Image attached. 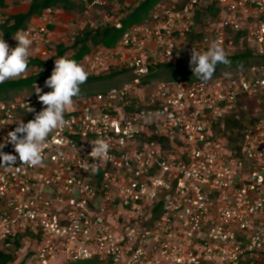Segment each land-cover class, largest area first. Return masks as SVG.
Instances as JSON below:
<instances>
[{"label":"built area","instance_id":"2783aa9c","mask_svg":"<svg viewBox=\"0 0 264 264\" xmlns=\"http://www.w3.org/2000/svg\"><path fill=\"white\" fill-rule=\"evenodd\" d=\"M82 2V15L101 4ZM58 13L22 31L33 41L29 61L57 56L49 25ZM100 26L121 29V15L80 22L70 41ZM213 42L228 57L263 59L264 0H165L116 47L86 55L90 77L116 69L130 80L75 99L41 166L0 168V251L19 240L25 264H264V64L207 83H144L180 56L191 69L192 48ZM46 70L29 68L22 77H34L32 91L0 101V143L42 109L34 84L52 90ZM97 138L110 145L106 161L88 155ZM2 151L16 155L11 144Z\"/></svg>","mask_w":264,"mask_h":264},{"label":"trees","instance_id":"16d2710c","mask_svg":"<svg viewBox=\"0 0 264 264\" xmlns=\"http://www.w3.org/2000/svg\"><path fill=\"white\" fill-rule=\"evenodd\" d=\"M28 1L29 10L25 14H19L14 16L6 15L0 22V35H4L5 41L12 39L13 34L17 31L27 30L31 26V22L34 18H41L48 9L57 10L60 13H72L82 15L86 7L82 0H16V2ZM107 4L95 5L96 16L99 18L101 13H118L121 15V29H115L109 26H100L97 29H91L87 27L83 31L77 33L74 36V40L68 43H59L56 46L57 56L48 62H43L38 59L29 61L28 69L34 66L47 67L45 74L42 78L49 77L52 73V69L49 67L55 59L60 57H67L74 59L80 63L83 58L96 51L99 48H114L120 40L123 33L132 25L141 24L147 19L151 12L158 7V5L165 0H108ZM11 5L8 0H0V10L8 9ZM211 15H216L218 9L213 8L210 10ZM203 13H200L202 15ZM197 16V18L200 17ZM50 30H53V26H49ZM232 61L230 68H226L224 65L219 64L214 72L212 79L225 76V72L231 73V76L236 75L241 69L238 65L242 64L243 68L250 65H262L264 64V57L256 58L250 51H246L244 54L228 57ZM242 68V69H243ZM127 77V78H126ZM124 79V80H122ZM117 80L121 82L116 83ZM127 71L112 70L109 74L101 77L88 76L87 81L80 86L81 91L78 97L75 99H83L99 93H106L114 87H120L126 81H129ZM34 77H20L14 80H8L0 84V101L12 100L18 95L31 92ZM157 82L166 83H179L187 82L188 84L201 82L195 76L191 69L188 68V62L184 56H180L179 60L174 64L159 65L150 76L145 79V84L154 85ZM231 126L237 127L240 131L243 128V124L240 121H232ZM20 247V241L16 242V250ZM15 250V251H16ZM14 252L0 251V264H13L16 261ZM25 260L19 264H25ZM74 264H92L90 262H78Z\"/></svg>","mask_w":264,"mask_h":264},{"label":"clouds","instance_id":"9594fccd","mask_svg":"<svg viewBox=\"0 0 264 264\" xmlns=\"http://www.w3.org/2000/svg\"><path fill=\"white\" fill-rule=\"evenodd\" d=\"M12 38L17 41L14 48L5 41L4 35H0V84L20 78L26 73L32 55V39L22 31H17ZM219 64L230 68L232 61L218 43L213 42L204 52L192 48L189 67L193 76L202 83L211 80ZM238 68L242 70L243 65H238ZM224 75L229 76L231 73L225 72ZM88 76L84 66L74 59H55L53 71L44 85L52 90L45 93L34 84V91L43 107L35 113L34 119L27 123L22 120L15 122L17 127L7 133L5 142L0 143V168L36 167L43 164L44 149L49 146V136L68 125L65 113L73 105V98L80 95V86L87 81ZM29 112H35V109L29 107ZM89 143L92 150L88 155L92 161L109 159L110 145L105 139L97 138ZM8 144L13 146L16 155L2 151ZM17 161L20 166L14 167ZM82 168L92 174L98 171L95 164H86Z\"/></svg>","mask_w":264,"mask_h":264},{"label":"rangeland","instance_id":"374dc122","mask_svg":"<svg viewBox=\"0 0 264 264\" xmlns=\"http://www.w3.org/2000/svg\"><path fill=\"white\" fill-rule=\"evenodd\" d=\"M10 1L11 4L16 3V0H8ZM131 2L130 0H128ZM22 2H27L28 1H22ZM101 4H107L109 1L108 0H100ZM19 11H21L20 8L16 9H9L6 11L7 14H4L0 11V22L3 19L4 16L9 15V14H16ZM105 13V12H104ZM103 13L99 14V18ZM74 18V19H72ZM96 16V11L95 7H93L90 12L88 11L87 15H77V14H70V13H65V14H53L51 17V24L49 26H53L54 29L51 30L52 32V45L55 47L59 43H70L71 37L73 34L76 32V25L79 24L82 21H87V22H93L96 19H99ZM27 73H24L22 76H25ZM21 76V77H22ZM127 78V77H126ZM124 80V79H122ZM121 82L120 80H117L116 83ZM16 261L15 264H19L21 261H23V254H20V256L16 255ZM14 264V263H13Z\"/></svg>","mask_w":264,"mask_h":264},{"label":"crops","instance_id":"0c3cea01","mask_svg":"<svg viewBox=\"0 0 264 264\" xmlns=\"http://www.w3.org/2000/svg\"><path fill=\"white\" fill-rule=\"evenodd\" d=\"M16 8H20L21 11H19L16 14H9V16H14V15H19V14H25V13H27L28 10H29V4H27V2H16V3L11 4L8 9H3V10H0V11L2 13H4V14H7L6 13L7 10H9V9H16ZM72 19H74V18H72ZM31 25H33V26L39 25V18H34L32 20V22H31Z\"/></svg>","mask_w":264,"mask_h":264}]
</instances>
